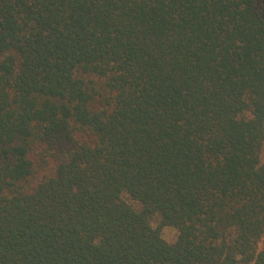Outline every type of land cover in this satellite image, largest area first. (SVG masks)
Masks as SVG:
<instances>
[{
  "label": "trees",
  "instance_id": "1",
  "mask_svg": "<svg viewBox=\"0 0 264 264\" xmlns=\"http://www.w3.org/2000/svg\"><path fill=\"white\" fill-rule=\"evenodd\" d=\"M263 150L264 0H0V264H264Z\"/></svg>",
  "mask_w": 264,
  "mask_h": 264
},
{
  "label": "rangeland",
  "instance_id": "2",
  "mask_svg": "<svg viewBox=\"0 0 264 264\" xmlns=\"http://www.w3.org/2000/svg\"><path fill=\"white\" fill-rule=\"evenodd\" d=\"M263 159H264V150H263V155H262ZM154 226L157 227V223H154ZM177 234V231L174 228L171 227H164L162 229V236L165 240L172 242L175 239V236Z\"/></svg>",
  "mask_w": 264,
  "mask_h": 264
}]
</instances>
